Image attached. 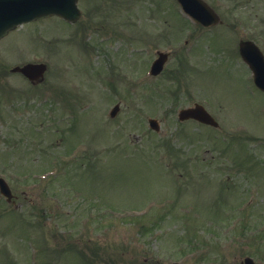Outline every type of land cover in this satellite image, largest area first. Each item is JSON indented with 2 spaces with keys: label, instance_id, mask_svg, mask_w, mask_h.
Returning <instances> with one entry per match:
<instances>
[{
  "label": "rangeland",
  "instance_id": "obj_1",
  "mask_svg": "<svg viewBox=\"0 0 264 264\" xmlns=\"http://www.w3.org/2000/svg\"><path fill=\"white\" fill-rule=\"evenodd\" d=\"M205 1L222 25L195 24L176 0H79L76 24L50 16L3 38L4 59L37 57L49 69L35 86L0 68V176L15 196L0 199V264H83L65 251L53 262L44 256L63 235L88 239L85 264H147L148 255L173 254L188 241H227L228 264H240L244 252L264 248V94L216 68L221 58L248 66L210 45L247 38L264 54V0ZM104 15L111 23L128 17L120 36L132 18L135 39H107ZM84 42L98 50L86 56ZM157 49L171 52L164 74L138 81ZM108 68L118 69L114 86L102 82ZM54 90L76 103L63 104ZM194 101L213 112L218 129L177 120ZM205 246L213 260L197 263L221 264Z\"/></svg>",
  "mask_w": 264,
  "mask_h": 264
},
{
  "label": "flooded vegetation",
  "instance_id": "obj_2",
  "mask_svg": "<svg viewBox=\"0 0 264 264\" xmlns=\"http://www.w3.org/2000/svg\"><path fill=\"white\" fill-rule=\"evenodd\" d=\"M77 3H78V6H79V0H77ZM111 3L113 4L114 2H111ZM89 5H90L91 8H93V6H94L93 2H90ZM79 8H80V16L75 21L65 20L64 18H62L60 16H56V15H52V16L58 17L59 19L64 21L66 24H68L67 27H70L71 25L76 24L82 17L81 7H79ZM104 16L101 17V20H102V24H101L102 25V33H104V32L108 33L107 39L110 40L111 37H113L115 35H118V37L122 38L126 42V45H127L128 41L130 42V41H133V39H135V27L133 28V23L131 22V21H133L132 18H131V20L129 22V26H130V27H128L129 31L127 33H125V31L122 30V32L124 34H123V36H120V35H122L121 32H120V28L125 26V25H122L125 22V20L129 21L128 17L119 18L115 22L111 23L110 22L111 19L108 16H106V15H104ZM39 20L41 21V20H43V18L27 22V23H31V24L24 25V27L25 26H29L30 28H32V26L34 25L33 22L36 23ZM27 23H24V24H27ZM222 23H223V20H221V22H219L218 24L212 25V26H210L208 28H212V27H215V26H218V25H222ZM22 25L18 26L17 28H15L12 31H10L6 36H8L13 31H19L22 28H24V27H22ZM67 27L64 30H66ZM57 30H59V28ZM53 31L55 32V30H53ZM113 31H116L117 34H115ZM34 33H35V31H34ZM149 35L150 34L147 33L145 36H149ZM6 36H4V37H6ZM23 37L25 38L24 35H23ZM27 37H29V36H27ZM3 38L0 39V47H5V45H3V41H2ZM241 39H247V38H239L238 41H237V39L236 40L232 39L231 45L224 44L225 42H221L222 44H220L218 42H217V44L216 43H214V44L210 43V45L212 46L213 50H214V48L218 49V48H221L222 46H225L227 49H229L228 50L230 52L229 55L230 56L233 55L236 58V60H237L238 58H240L239 50H238V43H239V41ZM61 41L63 43L65 40H63V38H62ZM53 42H56V41L53 40ZM186 42H187V40H186ZM236 42H237V45H236ZM83 46L85 47V50L87 51L86 56L92 55V53L95 50H98V48L94 47L95 46L94 42H92L91 44H89L87 42H84ZM191 48L192 47H190V49ZM197 49L199 50L198 47H197ZM3 50L4 49L1 48L0 49V53ZM194 51L196 53V48L195 47H194ZM53 52H55L54 48H53ZM236 54H237L238 58H237ZM163 55L166 56V60L164 61V63L160 67L159 66L155 67V68H161V69L158 72H156V73H152L151 72V68H152L153 64L157 61L158 57L163 56ZM170 56H171V52L170 51L157 49L155 51V56L153 58H151V59L149 58V61H147V63H145L146 64V66L144 67L145 68V78L139 77L138 81H140V82L145 81V80L147 81V80H149L151 78H154V77H157V76H162L164 74V72H165V68H164L165 63L167 62V59ZM15 57H16V59L13 60L14 61L13 62L14 64H13V63L10 62L11 60L7 61L1 55L0 56V68H4L5 71H6V68H8V72L12 73L14 76L18 75V77H21V76L24 77L31 85L37 86L38 84H41L44 81L45 74H46L47 70L49 69L46 62H43V61L39 60V58H37V57L34 58V59H32V58L25 59L26 57H24V56H15ZM20 59H23V60H26V61L23 62V63H20L19 61H17V60H20ZM221 61H222L221 63H218L216 65V68H219L220 70L224 69L226 72H230L231 74H234L236 77H239V78L244 77L245 80L249 79L250 82L252 81V84H253V79L249 75V68H244L245 70H243V68H230V66L226 63L227 59L221 58ZM39 63H45L46 64L45 68H43V71L41 73H34L31 76H28V75L24 74L22 71L18 70V68H23L26 65L39 64ZM222 65L225 68H220V66H222ZM14 68H16L17 70H14ZM178 68H179V70H178L177 76L180 75V78H181L180 81L182 82L183 78H182V74L180 73L181 69H180L179 66H178ZM108 69L110 70L109 75H108L110 78H109V80L102 81V82L105 83V84H108L110 86H114V85L118 84L117 83V74H116L118 69L117 68H108ZM194 70H195V72L193 73L192 79H193V82H195V84L197 86H199L197 80H199V76H200V73L202 72V69L199 66L198 68H194ZM85 71H87V75L88 74L91 75L90 69L87 68V70H84V72ZM132 71H133V68L130 70V73ZM101 73H105L103 68H101ZM128 76H129V74L126 77L128 78ZM131 76H133V75L131 74ZM166 77H167V73H166ZM130 83L131 82L129 81V84ZM93 87L94 86H92L91 89H93ZM101 97L102 96H100V99H101ZM53 98L57 99L58 101L62 102L65 105L76 103L71 96H64V97L57 96L55 90H54V97ZM102 99H103V97H102ZM217 99L218 100H222V99H219V98H217ZM205 101L206 102H204V103L208 102L207 100H205ZM204 103L198 102V101H194L190 105H186V106H192V105H195V104L203 106V108L211 115V117L218 122L217 125L212 126V127H215V128H212V127H210V125L205 124L203 122H200L199 120H197L195 118H188V119L180 121V122L182 123V122L189 121L190 123L192 122V123L201 125L204 128L218 129L220 127L219 121L215 118L213 112ZM115 104H119L120 105L119 101L114 102L113 105H115ZM224 104H225V102H224ZM91 159H92V157H90L87 160L86 163L88 164L90 161L91 162H95V158H93L92 160ZM26 232L29 233V231H26ZM36 233L38 234V232H36ZM84 236H86V235H84ZM78 240L79 241H77V240L71 241V238L70 239L69 238H65L64 235H63V238H61V244L59 242L58 243L59 245L54 246L51 249L45 250L43 248L44 246H42V245H39V246H41L43 248L44 256L47 253L48 258L50 259V262L55 261V259H56V257H54L55 252L65 251L64 253L66 255H68L69 257L73 256V258L75 260L82 261L83 264H85V262H86V254H87L85 252V248H86V245H87L86 241H88V239H83L81 237ZM71 244L75 245V246H72ZM228 244H229V242H227V241H204V242L203 241H196V242L195 241H193V242L192 241H188L186 244H183V245L179 246L177 248V250L175 251V253H173V254L167 255V254L157 253L156 252V254L154 256L150 254L145 259H146V263L147 264H164L163 260H165L167 264H198L197 263L198 260H201V261H206L208 259L213 260L212 257H211L212 256L211 253L210 254H202V253L207 252V247L205 245H209L208 247L212 248V250H213L212 252L213 253L216 252L218 254V256L220 257L221 264H228L230 259L227 257V254L222 251V250L226 249L225 246L228 245ZM228 248H231V247L228 246ZM36 251H38V248H37ZM50 251H51V255H50ZM248 251L244 252L242 257L240 258V260H239L240 264H262L261 261H262V259H264V248L262 246H259L257 244L256 246H254V248L252 247V249L248 250ZM68 252L71 253V254H69ZM34 256H32V257L34 258ZM36 256H37V253H36ZM1 259L2 258H0V260ZM37 260H38V262L37 261H34V262H36L37 264H43L42 260L39 261L38 258H37ZM248 261H249V263H248Z\"/></svg>",
  "mask_w": 264,
  "mask_h": 264
},
{
  "label": "water",
  "instance_id": "obj_3",
  "mask_svg": "<svg viewBox=\"0 0 264 264\" xmlns=\"http://www.w3.org/2000/svg\"><path fill=\"white\" fill-rule=\"evenodd\" d=\"M77 0H0V38L8 31L14 29L18 24L33 19L57 14L65 19L75 21L79 17V9L76 5ZM182 9L197 22L203 25L214 24L218 16L203 0H177ZM239 51L254 73L256 85L264 91V57L258 47L251 41H241ZM161 59L157 61V67ZM45 66L43 64H29L23 68H18L24 74L31 76L34 73H41ZM160 68H155L156 73ZM14 70H17L14 68ZM118 109L116 105L110 112L113 116ZM195 118L205 123L215 125L216 122L209 113L198 104L192 107L183 108L178 111L180 120ZM149 126L157 130V122L149 119ZM0 192L11 197V191L4 179L0 178ZM249 263V261H248Z\"/></svg>",
  "mask_w": 264,
  "mask_h": 264
}]
</instances>
